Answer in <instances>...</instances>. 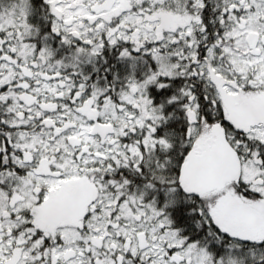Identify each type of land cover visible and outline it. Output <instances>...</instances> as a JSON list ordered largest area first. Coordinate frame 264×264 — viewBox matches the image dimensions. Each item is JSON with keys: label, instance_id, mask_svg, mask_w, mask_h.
Returning <instances> with one entry per match:
<instances>
[{"label": "trees", "instance_id": "obj_1", "mask_svg": "<svg viewBox=\"0 0 264 264\" xmlns=\"http://www.w3.org/2000/svg\"><path fill=\"white\" fill-rule=\"evenodd\" d=\"M5 1L0 0V6L1 2ZM176 1L183 7L180 15L188 21L185 27L162 32L160 35L156 33L153 40L142 41L141 45L136 41L128 43L119 39L114 45L104 41L103 46L98 47L94 55L91 54V43L87 45L72 38L73 41L66 44L61 34L53 28L52 10L45 8V13L43 7L37 9L34 6L36 0L28 1L31 8L28 19L35 25V35L29 40L35 45L34 54L40 51L42 46H47L53 53L54 60L61 64L79 47L90 54L76 60L73 67L64 66L59 69L57 79H62L65 98L54 99L58 106L62 104L66 111L78 115L86 109L91 111L89 106L97 100L99 109L105 104H113L116 113L122 114L134 108L120 100L121 93L127 91L132 84L146 83L143 92L149 103L151 119L145 120L142 127L124 130L122 135L114 138L118 148L113 151L104 149V154H98L97 157L88 153L91 160L87 162L77 159V151L65 156L71 157L70 163L78 171L95 169L93 178L89 175L90 179L86 182L96 187V181L97 187L99 184L105 191L110 189L113 195L122 192L108 219L115 214L122 201L127 202V198L136 201L135 204L127 202L134 212L145 210L148 213V205L152 206L150 214L156 213L155 219L160 224L161 232L170 231L176 234L180 242L175 246L166 245L157 249L155 260L160 254L161 261L165 260V264H174L170 256L179 255L183 259L176 264H185L183 262L184 256L187 255L186 248L193 244L198 252H203L207 257V264H264V238L233 236L216 223L208 200L211 201L210 195L218 193L201 197L186 196L180 191L177 183L184 157L198 146L200 139L207 137L208 128L213 124L224 128L227 140L240 157L246 160L251 152L256 151L259 155L258 162L264 164V143L249 138V135H252L250 125L264 122V89H255L256 86H253L251 80L253 73H248L247 79L239 77L241 74L231 63L232 56H239L235 40L240 39L231 35V32L234 28L241 30L239 23L245 29L244 15L250 9L242 8V0L235 5L224 4L223 0ZM168 8L174 11L172 7ZM152 20L150 18V21ZM261 21L264 22V12ZM112 22L117 24L116 19ZM12 48L15 49L12 42L8 41V36L0 31V68L5 63L6 69L1 68L2 70L8 71V67H14L16 71H21L22 66H17L19 59L15 52H12ZM166 55L169 56V64H176L173 76L159 74L156 57ZM192 55L193 58H190ZM35 60L40 62L41 58ZM16 74L17 72L12 76L11 83L0 88V192L6 194L10 190V182L7 179L12 181L32 171V168L27 166L29 163L22 159L23 154L13 149V145H16L14 138H17L18 134H25V138H28L27 134L38 132L39 121L32 127L22 121L31 120L33 109L37 116L39 100L43 96L36 94L37 89L19 87V83L24 82L36 88L32 79L27 76L18 79ZM222 81L224 84H221ZM222 86L231 88V93L228 89L222 90ZM231 94L236 97L232 99ZM29 105H32V108L25 111L24 107ZM120 105L121 109L118 107ZM91 113L95 114L94 111ZM26 127L28 128L25 129ZM131 149L134 150L133 153ZM53 156L59 160L58 163H62L61 151ZM49 161L48 167L56 164L55 160ZM112 181L116 183L113 185ZM117 184H121L122 189L116 190ZM230 186L234 187V192L244 200L261 198L259 202L264 203L261 194L250 191L248 185L241 181ZM69 190L70 187L57 197H52L51 205L36 208L39 213L34 222L32 215H25L24 228L18 229L25 232L28 231L27 228L34 229L30 236H33V240L39 238L40 243L33 249L34 252H40L39 261L42 264H62L53 258V249L63 245L62 238L54 234L53 229L57 227V222L62 223L65 219L75 221L79 212L89 204V201H85L84 205L72 213L61 211L58 217L54 216V202ZM97 191L98 189L96 194ZM94 210L96 212L98 208ZM94 210L89 209L87 215L85 213V219L80 220L78 226L74 227L80 234L83 235L84 230L89 231L84 222L95 214ZM47 228L50 230L48 233L45 232ZM103 228V234L106 235L111 225H104ZM6 230H2L7 234L4 238H13L20 234L16 228L10 233ZM22 236V239L25 238L24 234ZM99 241L104 243V239L97 242ZM25 243L27 242H23V245ZM77 244L80 250H86L85 258L93 256L94 250L91 253L90 250L95 248V245L91 241ZM24 246L15 245V248L24 252L28 245ZM153 252L142 255L137 251L133 254V259L132 254L127 251L129 261L121 260L119 264H152ZM142 258L143 261L148 260L140 262ZM15 261L14 255L9 264H14Z\"/></svg>", "mask_w": 264, "mask_h": 264}, {"label": "rangeland", "instance_id": "obj_2", "mask_svg": "<svg viewBox=\"0 0 264 264\" xmlns=\"http://www.w3.org/2000/svg\"><path fill=\"white\" fill-rule=\"evenodd\" d=\"M28 1L6 0L4 3L1 2L0 6V31H3L8 36V41L12 42L15 47V49L12 48V52H15L19 59L17 66H22L21 71H16L14 67H8V71H4L2 69H6V65L3 63L2 69L0 68V88L11 83L12 76L17 72L18 79L27 76L36 86L33 88L27 83L20 82L19 87L37 89L36 94L43 95L39 100L37 116L33 109L31 120L22 121L30 127L39 121L38 132L27 134L28 138H25V134H18V136L15 134L17 138H14L16 145H13V149L23 154L22 159L29 163L27 166L31 167L32 171L12 181L7 179L10 182L9 192L7 194L0 192V264H9L14 255L16 259L14 264H42L39 261L40 252H34L33 249L40 243L39 238L33 240V236H30L34 229L27 228V232L18 230L24 228V216L32 215L34 222L39 213L36 208L51 205L52 197H57L75 183L88 181L89 175L93 178L92 173L95 171V169L76 170L77 168L70 163L71 157L65 156L66 154L77 151V159L87 162L91 160L89 155L95 154L97 157L98 154H104V149L113 151L118 148L114 138L122 135L124 130L142 127L145 120L151 119L152 116L143 92L145 82L132 84L127 91L121 93L120 100L134 108L122 114L116 113L113 104H105L99 109L97 100L89 106L92 108L91 111L86 109L78 115L66 111L62 104L58 106L54 99L65 98L62 79H57L59 69L64 66L73 67L76 60L88 57L90 54L79 47L63 64L54 60L53 53L47 46H42L40 51L34 54L35 45L29 40L35 35V25H32L28 19L31 11ZM223 1L228 5L240 2V0ZM104 2L105 0H36L34 6L37 9L43 7L45 13V8L51 9L53 28L61 34L64 42L68 44L74 38L87 45L91 43L92 55L97 53V48L103 46L104 41L114 45L119 39L128 43L136 41L141 45L142 41L153 40L156 33L160 35L162 32H171L188 24L187 19L179 13L183 7H180L176 0L173 2L170 0H115L108 13H101L97 8ZM242 2V8L250 10L244 15L245 29L239 23L238 27L241 30L234 28L231 32V35L240 37L237 41L235 40L239 56H232L231 63L241 74L239 77L247 79L246 75L253 73L251 80H253V86H256L255 89H264V22L261 21L264 0H242ZM168 7H172L174 11ZM46 17L49 18V16ZM150 18L153 20L150 21ZM114 19L117 21L116 25L112 22ZM110 33L112 34L109 35ZM36 58H41V61H36ZM190 58H193V55ZM156 59L159 74L174 75L173 69L176 68V64L168 63V55L159 56ZM11 61L17 63L15 60ZM221 84L224 82L222 81ZM224 89L228 87L222 86V90ZM231 91L232 89L229 88L228 92L231 93ZM231 97L234 99L236 96L231 94ZM118 107L121 109L122 106ZM29 108H32V105L25 106L24 110ZM92 111L95 114L91 113ZM18 123L20 124L19 121ZM250 128L253 134L249 135V138L264 143V122H256L250 125ZM203 140L204 137L198 141V146H202ZM58 151H61L63 155L62 163L54 159L53 155ZM133 151L131 149L132 153ZM257 157H259L258 153L253 151L248 159L241 160L240 181L248 185L250 191L258 192L264 198V164L261 161L258 162ZM50 159L55 160L56 164H53V167H48ZM94 183L98 194H95L86 208L79 212L77 221L65 219L61 221L62 223L57 222V227L53 229V233L60 235L63 241L61 247L53 249V258L62 264H119L121 260L129 261V257L126 256L127 251L132 254L133 259V254L135 255L137 251L142 255L154 251L152 264H165L166 261H161L160 254L155 260L157 249L164 248L166 245L175 246L180 242L176 234L170 231L161 232L160 224L155 219L156 213L150 214L152 206L148 205L150 207L148 213L145 210L134 212L128 207L127 202L135 204L136 201L127 198V202L122 201L115 214L108 219L122 192L113 195L110 189L105 191L101 185L98 184L97 187L96 181ZM115 183L112 181L113 185ZM233 188L229 185L221 192H216L218 194H212L209 197L211 198V201L208 200L210 210L216 218V223L233 236L263 239L264 203L259 202L261 198L260 200H244L234 192ZM115 189H122V185L117 184ZM95 207L98 208L96 212ZM89 209H93L95 214L86 218L84 225L90 232L84 230L82 235L74 227L78 226L80 220L85 219ZM53 212L56 217L60 215V212L55 210ZM152 221L155 223L151 224ZM108 224L111 228L108 229V234L104 235L103 227ZM15 228L20 233L16 236L19 238L14 236L4 238L7 235L3 233L4 230L7 229L6 231L10 233ZM49 231V228L45 230L46 233ZM23 234L25 238L22 239L20 236ZM100 239H104V243L97 242ZM89 241L95 245V248L90 250V253L94 250L93 256L85 258L86 250H80L77 242L86 244ZM23 242H27L24 245H28L24 252L15 248V245L25 247ZM31 250L33 252H30ZM186 252L183 263L207 264V257L203 252H198L195 245L188 246ZM170 258H173L171 261H174V264L183 259L179 255L175 257L171 255ZM144 261L143 258L140 260V262Z\"/></svg>", "mask_w": 264, "mask_h": 264}, {"label": "water", "instance_id": "obj_3", "mask_svg": "<svg viewBox=\"0 0 264 264\" xmlns=\"http://www.w3.org/2000/svg\"><path fill=\"white\" fill-rule=\"evenodd\" d=\"M112 4L113 0H107L103 10H109ZM240 174V159L226 141L223 128L217 124L210 128L203 149H192L186 154L179 168L177 183L184 195L201 197L219 192L228 184H237ZM94 193L90 183H83L76 192L69 191L55 202L56 211H75Z\"/></svg>", "mask_w": 264, "mask_h": 264}, {"label": "flooded vegetation", "instance_id": "obj_4", "mask_svg": "<svg viewBox=\"0 0 264 264\" xmlns=\"http://www.w3.org/2000/svg\"><path fill=\"white\" fill-rule=\"evenodd\" d=\"M102 6V5H101ZM99 10V12L101 13H106V12H102L101 8H97ZM78 187V183H76L74 186L70 187V190H76V188Z\"/></svg>", "mask_w": 264, "mask_h": 264}]
</instances>
